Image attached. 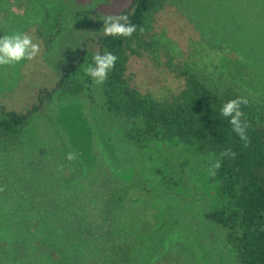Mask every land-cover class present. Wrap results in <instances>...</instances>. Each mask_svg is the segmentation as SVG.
Segmentation results:
<instances>
[{
    "label": "rangeland",
    "instance_id": "1",
    "mask_svg": "<svg viewBox=\"0 0 264 264\" xmlns=\"http://www.w3.org/2000/svg\"><path fill=\"white\" fill-rule=\"evenodd\" d=\"M244 1L157 0L147 32L175 42L204 84L264 110V0ZM128 2L0 0V37L27 33L41 48L32 61L0 67V106L28 108L77 58L80 42L102 32V17ZM162 53L160 46L158 58L130 57L126 71L133 87L157 100L183 87ZM87 78L81 95L34 114L21 141L0 144V264H49L48 249L62 264H124L125 249L165 222L170 227L154 239L161 252L148 264H238L228 229L199 214L229 204L209 171L214 157L158 140L137 153L123 136L127 123L107 111L101 85ZM123 187V202L107 216L110 195Z\"/></svg>",
    "mask_w": 264,
    "mask_h": 264
},
{
    "label": "trees",
    "instance_id": "2",
    "mask_svg": "<svg viewBox=\"0 0 264 264\" xmlns=\"http://www.w3.org/2000/svg\"><path fill=\"white\" fill-rule=\"evenodd\" d=\"M156 4L157 0H129L118 15H128L137 26L130 38L105 36L103 31H96L80 42L77 58L60 69L53 86L38 90L35 102L28 108L18 111L0 106V144L21 141L28 122L45 104L81 95L85 82L89 81L84 69L93 64L96 53L110 52L118 59L101 85L102 95L107 111L127 123L123 132L126 141L137 153L158 140L179 142L213 156L214 163L221 165L214 170L217 192L229 199V204L199 214L208 222L228 229L226 243L238 264H264V110L251 102L241 106L250 125L247 130L250 145L243 147L244 142L232 130L229 118L221 115L224 103L240 96L230 88L204 84L188 59L178 54L175 42L164 43L148 34ZM160 46L164 69L183 82L178 94L165 100L141 93L126 77L130 57L158 58ZM204 48L209 55L218 56L216 51ZM227 149L236 154L235 158L221 156ZM71 174V171L63 173L67 178ZM126 193L127 188L123 187L110 195L105 206L107 216L123 202ZM169 227L165 222L150 237L130 244L122 254L124 264H148L162 249L155 245L154 239ZM48 254L49 264H62L58 252L48 249Z\"/></svg>",
    "mask_w": 264,
    "mask_h": 264
},
{
    "label": "clouds",
    "instance_id": "3",
    "mask_svg": "<svg viewBox=\"0 0 264 264\" xmlns=\"http://www.w3.org/2000/svg\"><path fill=\"white\" fill-rule=\"evenodd\" d=\"M104 26L102 28L105 36L130 38L136 31L137 26L132 24L129 16L121 15H105L102 17ZM143 31V28H140ZM41 48L39 43L34 42L32 36L27 33L16 32L10 35L0 37V67L14 66L22 61H32L40 55ZM118 57L110 52L103 54L96 53L93 56V64L85 68V74L89 76L96 85H102L108 78L109 72L115 67ZM249 101L245 97L231 99L224 103L221 108V115L229 118L232 130L243 141V147L250 145V138L247 130L250 127L241 106H247ZM235 153L231 149H227L221 153L222 157L235 158ZM66 159L74 161L76 155L74 152L67 154ZM221 167L219 162L214 163L209 171L215 174L214 170ZM2 190V189H0Z\"/></svg>",
    "mask_w": 264,
    "mask_h": 264
}]
</instances>
